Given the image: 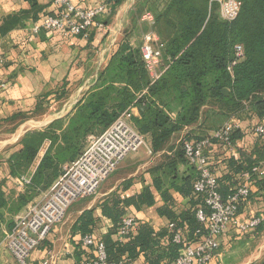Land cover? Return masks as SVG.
<instances>
[{
  "label": "trees",
  "instance_id": "obj_1",
  "mask_svg": "<svg viewBox=\"0 0 264 264\" xmlns=\"http://www.w3.org/2000/svg\"><path fill=\"white\" fill-rule=\"evenodd\" d=\"M101 1L112 13L125 0ZM237 1L241 8L232 22L220 20L216 6L209 12V0H167L161 7L151 6L153 32L164 46L167 69L152 82L140 47L127 39L116 45L92 87L73 110L42 130L27 132L18 148L0 164V178L5 181L19 178L33 168L22 193L7 196L0 189V223L5 222L11 228L14 217L39 194L48 191L63 167L77 159L89 137L100 135L123 113L136 109L138 116H133L131 123L140 135L149 138L151 154L159 157L158 163L146 171L151 184L143 186L138 194L122 197L120 192H127L139 178L128 179L80 215L72 227V240L78 253L74 264H80L91 252L81 244L87 235L102 243L108 261L116 264H130L140 255L146 264L165 261L168 264L176 260L183 247L173 243L176 233L180 232L188 244L205 236L207 227L196 218L198 208L203 207L193 190L196 171L187 163L182 143L201 141L209 134H186L178 147H171L174 136L186 128H200L212 117L220 119V123L237 117L239 128L229 134L230 146L212 138L205 149L223 198L245 185L238 177L246 173L252 176V170L264 163V139L254 131L264 123V0ZM31 6L36 7V3L31 1ZM238 45L243 48V56L236 61L234 48ZM65 94L63 89L55 100H62ZM206 108L209 109L205 112ZM244 115L250 118L251 129L243 128ZM18 119L14 116L9 121ZM247 131L255 141L249 154L241 144ZM217 153L228 156L227 173L221 176L214 170ZM258 170L264 173L263 167ZM252 180L256 194L264 197V179L253 177ZM174 194L186 200L188 208H179ZM157 203L161 204L156 208L157 214L170 222V230L154 233L148 225L135 226L123 241L118 240L122 219L132 217V211L140 212ZM96 210L112 224L105 235L99 234ZM135 230L137 234L133 236ZM255 231L263 232L264 222ZM156 237L168 241L167 250L161 254L153 252L158 245Z\"/></svg>",
  "mask_w": 264,
  "mask_h": 264
},
{
  "label": "crops",
  "instance_id": "obj_2",
  "mask_svg": "<svg viewBox=\"0 0 264 264\" xmlns=\"http://www.w3.org/2000/svg\"><path fill=\"white\" fill-rule=\"evenodd\" d=\"M31 1L36 3V7L31 6ZM100 1L85 0L82 7L93 8L98 6ZM73 3L76 4L78 1L73 0ZM56 11L53 0H0V53L6 59L0 72V125L15 123L19 128L29 122L32 129L29 128L28 131H39L51 122L64 118L89 91L116 49L114 43L119 33L117 29L120 28L115 29L116 22L112 21L117 18L119 13L115 16L114 12L111 13L109 10L99 19V21H102L103 17L108 19L106 22H102L105 29L92 34L94 36L90 42L81 38L67 37L60 33L43 32L35 36L30 34L29 29L34 23H38L45 16L54 15ZM131 44L134 46L133 43ZM95 63L97 64L94 65ZM3 84L5 87H2ZM63 89L66 92L64 98L55 100ZM37 108L39 109L38 112L36 111ZM133 115L134 117L138 116L136 109L133 110ZM14 116H18V121H9ZM22 117L26 118L22 119ZM194 131L195 127L186 128L176 135L183 138L186 134L194 133ZM248 133V131L245 132L241 144L244 146V152L249 154L255 141ZM145 138L147 140L146 149L151 154L149 138ZM227 160L226 154L217 153L214 170L218 176L227 173L225 170ZM129 165V163L121 165L122 172H126L124 169ZM259 167L264 168V163ZM147 170L139 177L135 176L140 173L119 175L99 191L97 195L99 198L94 199L95 202L107 198L128 179L139 178L134 180L133 186L127 192H120L121 196L138 194L143 186L151 184L150 177L146 173ZM252 174V176L248 173L241 177L237 176L242 179L243 183L241 184L248 186L251 192L249 199L239 209L238 223L255 216L262 217L264 222V197L256 194L257 188L255 181L252 180L253 177H256L257 180L264 179V173L261 174L257 170ZM173 196L179 208H188L186 200L176 194ZM95 202L81 204L74 209H72L74 205L71 206L66 213V218L53 227L46 241L31 253L28 264H43L48 258V253L53 255L52 264H74L78 253L72 240V227L84 211L95 206ZM28 205L19 215L25 212ZM160 205L157 203L155 207L145 208L140 212L132 211V217L137 219L136 228L141 225H148L154 233L170 230V222L157 214L156 208ZM96 216L100 219L99 234L105 235L112 224L101 217L99 210H96ZM11 228H8L5 222L0 223V264H16L4 244V233ZM136 234L137 231L135 230L133 236ZM244 235L248 234H240L236 225H230L227 231L219 237L220 246L210 264L220 263L221 252L227 251L226 247L231 248L232 245L242 240ZM156 239L158 245L153 252L161 254L167 250L168 241L166 238L156 237ZM164 263L166 261L161 264ZM130 264H146V262L144 257L140 255Z\"/></svg>",
  "mask_w": 264,
  "mask_h": 264
},
{
  "label": "built area",
  "instance_id": "obj_3",
  "mask_svg": "<svg viewBox=\"0 0 264 264\" xmlns=\"http://www.w3.org/2000/svg\"><path fill=\"white\" fill-rule=\"evenodd\" d=\"M77 1L75 4L73 0H53L56 13L34 23L29 29L30 34L35 36L43 32L60 33L67 37L88 40L92 32L104 30L105 26L99 18L107 13L106 4L100 1L98 6L86 8L82 7L85 0ZM214 6L220 20L232 22L240 11L241 3L237 0H209V12ZM144 18L150 26V31L143 39L140 53L149 77L154 82L167 69V65L163 60L164 46L153 32L154 18L151 13H145ZM234 54L236 61L240 60L243 48L240 45L235 46ZM5 61V56L0 53V72ZM236 61L228 68L229 72ZM133 110L123 113L100 135L89 137L82 153L72 163L63 167L60 176L44 198L29 204L24 213L15 217L12 228L4 233V244L16 264H28L31 253L47 239L53 227L63 221L68 209L79 200L95 195L101 183L117 170L128 155L138 153L145 146V137L140 135L131 123ZM237 128L239 122L231 121L210 133L206 139L183 141L184 157L196 171L193 190L203 204V207L198 208L196 218L206 225L208 232L193 244L186 243L180 232L176 233L173 243L183 247L176 260L168 264H210L219 249V237L230 225H236L240 234H248L263 223V218L256 216L241 223L237 222L239 209L249 199L250 189L246 185L238 186L227 198H223L205 154L212 138L222 140L230 146L229 134ZM254 131L257 137L264 139V123L257 125ZM257 170L254 168L252 172ZM28 184L29 179H20L22 189L23 185ZM136 224L135 217L122 219L118 228V240L123 241L130 235ZM81 244L84 248L91 249V252L80 264H116L108 261L105 246L96 242L91 235L84 236ZM52 263L53 255L48 253V258L43 264Z\"/></svg>",
  "mask_w": 264,
  "mask_h": 264
},
{
  "label": "rangeland",
  "instance_id": "obj_4",
  "mask_svg": "<svg viewBox=\"0 0 264 264\" xmlns=\"http://www.w3.org/2000/svg\"><path fill=\"white\" fill-rule=\"evenodd\" d=\"M167 0H126L122 6L120 5L114 11L115 16L119 13L117 18L112 22H116V26L114 27L119 31L118 36L116 37V41L114 45H118L123 39H127L130 43H133L135 47H140L143 43V39L145 35L150 31V26L147 20L144 18L145 13H149L151 6L161 7ZM102 16H100L101 18ZM99 18V19H100ZM107 18L103 17L102 21L106 22ZM111 22V21H110ZM96 32H92L95 34ZM95 63L94 65H96ZM209 108L204 109V111H208ZM244 119L243 128L251 129L252 125H249L250 118L248 116H242ZM231 121H238L237 117L230 119L228 121H223L220 123V119L218 118H209L206 121V124H203L202 127L196 128L194 133H199V136H204L214 132L213 130L218 129L222 125L227 122ZM251 124V123H250ZM16 124H4L0 125V164H4V162L8 159L13 151L18 148V145L23 138V136L31 128V124L29 122L22 125V127L18 129H14ZM249 125V126H248ZM14 127V128H13ZM211 128V129H210ZM32 129V128H31ZM201 129V130H200ZM35 131V130H33ZM193 133V132H192ZM185 137V136H184ZM183 137V138H184ZM192 137V136H191ZM183 138H180L179 135H175L172 141L170 142L171 147H178L179 143L182 141ZM87 145V144H86ZM147 140L145 138V146L136 154L128 155L124 161L121 162L120 166L116 171H114L106 180L102 182L100 187L98 188L95 195L79 200L78 202L74 203L72 206L74 209L75 207L81 206V204H87L90 202H95L94 199L97 200L99 198L97 195L99 191L104 188V186L113 181L119 175L126 176L128 174H137L135 177H139L142 173L150 168L151 166L155 165L159 161V157H155L153 154H149L147 149ZM132 159V160H131ZM129 163L128 167H125L126 172H122L123 168L121 165H125ZM33 168L29 169L25 174H22L19 178H13V180L7 179L1 180L0 178V189L4 190L7 196H13L22 193L23 189L20 187V179H29L32 173ZM50 189V188H49ZM48 189V190H49ZM20 191V192H19ZM48 191L39 194L32 203H37L44 198ZM100 201V200H99ZM99 201L95 202V206L99 203ZM67 214L65 215L66 218ZM64 218V219H65ZM3 238V237H2ZM227 251L221 252L222 257L220 263L217 264H261L264 259V231L263 232H250L248 235H244L242 240L238 241L236 244L232 245L231 248L226 247ZM28 263V261H27Z\"/></svg>",
  "mask_w": 264,
  "mask_h": 264
}]
</instances>
